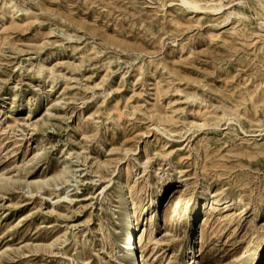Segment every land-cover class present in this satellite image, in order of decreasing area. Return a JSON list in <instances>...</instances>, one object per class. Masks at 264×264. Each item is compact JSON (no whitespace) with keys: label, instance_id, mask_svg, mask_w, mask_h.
Instances as JSON below:
<instances>
[{"label":"rangeland","instance_id":"rangeland-1","mask_svg":"<svg viewBox=\"0 0 264 264\" xmlns=\"http://www.w3.org/2000/svg\"><path fill=\"white\" fill-rule=\"evenodd\" d=\"M188 1L0 0V264H264V0Z\"/></svg>","mask_w":264,"mask_h":264},{"label":"bare ground","instance_id":"bare-ground-1","mask_svg":"<svg viewBox=\"0 0 264 264\" xmlns=\"http://www.w3.org/2000/svg\"><path fill=\"white\" fill-rule=\"evenodd\" d=\"M184 3L188 4L191 8L193 9H197L198 7L196 5H194L193 3H191L190 1L188 0H183ZM201 9V7H200ZM133 215V214H132ZM132 216L129 217L128 219V222L126 223V227H127V231H128V236H127V239H128V244H127V247H125V250L128 251V253L130 252L131 254L135 255L136 254V247H135V242H136V238H135V234H134V228L132 226V221L130 220ZM133 220V219H132ZM127 221V220H126ZM124 230H126L125 228V225H124ZM125 245V243L123 244ZM124 247V246H123ZM195 247V246H194ZM193 249V248H192ZM193 251V250H192ZM195 252V251H194ZM134 257V256H133ZM132 258V257H131ZM137 259L135 258L134 259V263L133 264H137ZM132 263V262H131ZM129 263V264H131Z\"/></svg>","mask_w":264,"mask_h":264}]
</instances>
